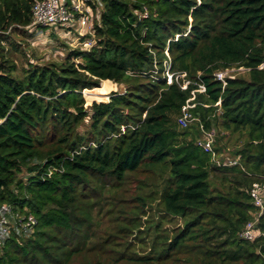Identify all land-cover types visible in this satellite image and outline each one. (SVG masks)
<instances>
[{
  "label": "trees",
  "instance_id": "trees-1",
  "mask_svg": "<svg viewBox=\"0 0 264 264\" xmlns=\"http://www.w3.org/2000/svg\"><path fill=\"white\" fill-rule=\"evenodd\" d=\"M39 1L0 0V205L37 219L26 240L11 234L0 264H118L107 247L119 246L91 244L107 181L157 168L166 176L148 220L153 242L122 252L125 264H264V235L240 236L256 208L249 190L264 174V0H101L94 46L19 70L11 35L32 28ZM166 61L174 76L186 72L188 88L184 78L168 84ZM232 66L248 75L223 86L215 72ZM102 80L128 86L86 105L83 91ZM200 84L196 137L178 118ZM218 110L225 129L248 134L232 156L240 165L217 164L196 142ZM130 214L135 221L141 211Z\"/></svg>",
  "mask_w": 264,
  "mask_h": 264
},
{
  "label": "rangeland",
  "instance_id": "rangeland-1",
  "mask_svg": "<svg viewBox=\"0 0 264 264\" xmlns=\"http://www.w3.org/2000/svg\"><path fill=\"white\" fill-rule=\"evenodd\" d=\"M100 1H89L97 5V11L91 7L90 9L87 8L86 12L90 15V19L84 30L79 31L73 27L66 26H51L37 27L36 29L29 27L26 33L23 31H19V34L12 33L11 39H15L20 44L21 51L17 52L11 49L8 52V56L16 63L17 68L21 70L32 64H45L61 60L68 55L71 49L87 48L84 42L91 39L95 40L96 38L93 34L95 33V21L100 20L99 16L102 9ZM92 30L93 33H90ZM1 32L3 31L0 29ZM6 46L10 48L7 44ZM232 68H234V71L230 75H233V77L248 75V70L245 67L232 66ZM153 72H155V76H158L157 71ZM164 74L167 76V68ZM180 78L182 79V77ZM183 78L185 79V76ZM127 86V83L124 82L119 84L110 80H102L100 86L91 88L92 90L83 91L86 105L92 104L94 99L109 102L111 94L124 91ZM221 113V110H218L215 116L212 117L213 122L211 126L217 131L215 145L217 152L220 153L217 157L219 160H221L222 156L224 158L235 156L236 152L249 141L246 131L234 132L225 129L222 126ZM88 120L80 126L81 131L89 127ZM196 122L191 124L192 127L189 128V132L197 137L199 131L196 128ZM178 126L179 129L185 130L180 125ZM165 176L166 173L161 168H157L153 173L145 172L141 169L135 173H131L125 182L118 185H108L109 181H107V189L101 198L100 215L97 218V235L91 243L92 247L94 248L96 245L101 246L103 241L106 240L119 246L117 248H113L110 245L107 247V250L117 253L118 264L126 263V259L121 255L126 250L131 253L149 249V246L153 242V231L148 229V220H153L160 210L158 200L154 201L153 199L159 197ZM212 179L213 184L219 188L226 189L229 186L228 183L222 182V179ZM137 196H144V199H137ZM132 208H138L141 211V214H139V217L135 221L130 219ZM180 223L181 220L177 218L173 222L166 223L165 226L172 230ZM31 232H20L17 228L13 233H18L23 240H26Z\"/></svg>",
  "mask_w": 264,
  "mask_h": 264
},
{
  "label": "built area",
  "instance_id": "built-area-1",
  "mask_svg": "<svg viewBox=\"0 0 264 264\" xmlns=\"http://www.w3.org/2000/svg\"><path fill=\"white\" fill-rule=\"evenodd\" d=\"M89 0H41L37 2L33 9L32 14L34 21L31 24L32 27L39 25V27H70L75 22L78 24L79 31L84 30L89 23V15L86 12V2ZM146 12L144 16H147ZM93 33V30L90 31ZM95 36V33L93 34ZM96 37V36H95ZM96 38L90 41L84 42L87 49H90L96 44ZM167 67V82L172 84L174 81H179L180 77L186 76V72H182L174 76V73L170 71V63L166 61ZM234 71V68H226L225 70H219L215 73L217 79L221 80L224 86L227 84V78L233 77L230 75ZM190 80H186L181 85L183 89L188 88ZM205 92L206 87L204 84H200L198 89L192 91V96L187 99L186 104L182 107V114L178 120L181 127H188L198 117L191 111L196 106V92ZM219 101L217 104H220ZM201 130L203 136L197 140V144L208 153L213 155V160L219 165H240L241 162L236 157H227L224 160L217 159L218 155L215 151V140L217 131L215 128L205 129L204 124L201 123ZM51 174V172H50ZM262 181L256 180L253 182L249 190V194L252 197L253 204L256 207L252 212V218L245 224L241 230L240 236L246 240L253 241L256 238L264 235V174ZM37 224V219L33 215L27 217L22 216L20 211L13 204L0 205V249L4 246L6 241L10 238L13 231L17 228L20 232L33 233L34 227Z\"/></svg>",
  "mask_w": 264,
  "mask_h": 264
},
{
  "label": "clouds",
  "instance_id": "clouds-1",
  "mask_svg": "<svg viewBox=\"0 0 264 264\" xmlns=\"http://www.w3.org/2000/svg\"><path fill=\"white\" fill-rule=\"evenodd\" d=\"M90 1V0H89ZM89 1H87L86 3H88ZM87 6H89V5H86V8H87ZM90 7V6H89ZM95 32V31H94ZM96 36V35H95ZM84 39V38H83ZM97 41V40H96ZM97 43V42H96ZM85 49H87V48H85ZM87 50H89V49H87ZM167 54H168V52H166ZM168 56H169V54H168ZM263 66H264V64H263ZM228 68V67H227ZM229 68H232V67H229ZM226 69V68H225ZM225 69H222V70H225ZM219 71V70H218ZM216 73V72H215ZM186 80L184 79V82H185ZM221 81V80H220ZM223 86H224V84H223ZM226 86V85H225ZM206 87V86H205ZM196 101V100H195ZM221 102V101H220ZM196 105H197V102H196ZM217 105H221V103L220 104H217ZM196 107V106H195ZM194 107V108H195ZM182 114V113H181ZM181 116V115H180ZM195 116H197V115H195ZM198 117V116H197ZM180 118V117H179ZM179 118H178V120H179ZM195 121H197V122H199L200 121V119H199V117H198V120H195ZM194 121V122H195ZM203 124V123H202ZM190 126V125H189ZM205 127V126H204ZM183 128H187V127H183ZM200 128H201V125H200ZM212 128H214V127H212ZM124 130H125V128H123ZM206 129V128H205ZM203 132V131H202ZM201 138V137H200ZM199 139V138H198ZM197 139V140H198ZM197 140H196V142H197ZM215 142H216V140H215ZM216 146V145H215ZM215 151H216V149H215ZM217 152V151H216ZM208 153V152H207ZM211 154V153H210ZM217 154H220L219 152H217ZM213 156V155H212ZM223 157V156H222Z\"/></svg>",
  "mask_w": 264,
  "mask_h": 264
},
{
  "label": "crops",
  "instance_id": "crops-1",
  "mask_svg": "<svg viewBox=\"0 0 264 264\" xmlns=\"http://www.w3.org/2000/svg\"><path fill=\"white\" fill-rule=\"evenodd\" d=\"M72 0H70L69 2H71ZM78 24H76V22L72 25V26H70V27H73V28H75V29H77V30H79V27L77 26Z\"/></svg>",
  "mask_w": 264,
  "mask_h": 264
},
{
  "label": "water",
  "instance_id": "water-1",
  "mask_svg": "<svg viewBox=\"0 0 264 264\" xmlns=\"http://www.w3.org/2000/svg\"><path fill=\"white\" fill-rule=\"evenodd\" d=\"M110 81H112V80H110ZM109 99H110V97H109ZM94 101H97L96 99H94L92 102H94ZM100 101H103V100H100ZM104 101H106V100H104Z\"/></svg>",
  "mask_w": 264,
  "mask_h": 264
}]
</instances>
